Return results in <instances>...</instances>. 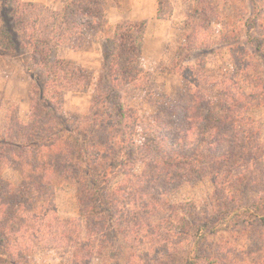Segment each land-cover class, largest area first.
<instances>
[{"label": "rangeland", "instance_id": "rangeland-1", "mask_svg": "<svg viewBox=\"0 0 264 264\" xmlns=\"http://www.w3.org/2000/svg\"><path fill=\"white\" fill-rule=\"evenodd\" d=\"M14 1L34 3L58 12L57 33L58 29L65 27L63 18L68 0H0V40L9 36V27L16 26ZM106 5L108 26L102 30L104 32L87 31L72 47H58L50 55V63L67 60L91 72L93 82L88 90H66L62 93L56 88L42 99L39 87L47 80L46 70L42 67L28 72L24 63L28 57L25 51L16 55L0 52V143L3 140L17 141L19 135H27L25 124L28 123L33 126L28 135L43 131L42 121L46 132H56L57 129L48 128V125L56 124L59 128L56 118L60 116L67 119L70 128L81 125L85 129L87 124L93 126L106 121L110 131L103 130L99 139L112 143V83L107 56L118 25L144 22L146 33L141 67L148 76L139 88L124 84L121 91L123 107L142 110L148 117L160 114L161 119L167 122L164 130L173 137L170 145L175 147L177 154L180 155V149H183L181 155L191 158L190 163L178 170L179 173L156 177V183L151 185V188L162 190L160 201L164 203L153 216V223L161 226L177 204H182V216L195 226L206 222L214 227L218 219L224 223L218 233H211L197 244L195 239L192 241L185 236H182L180 244L177 239L176 253L170 251L173 255L171 260L174 264H182V259L183 264L187 260L188 264H264V222H259L255 216L250 217L253 212H240L243 205H252L264 191V59L255 51L256 45L264 42V2L108 0ZM90 19L82 17L80 20L88 24ZM99 23L103 28L104 24ZM230 96L242 104L235 103L237 106L234 107ZM46 101L55 104L58 111L52 112ZM213 106L217 109L210 112ZM233 107L234 114L230 110ZM216 114L223 117V122L218 130L212 132L213 136L208 135L211 143L216 142L213 147H203L207 152L204 160L201 138L206 127L215 125ZM125 121L130 122L129 119ZM240 127L247 134L249 145L243 144L239 138L235 141ZM120 131L127 135L130 145L128 130L121 126ZM72 140L69 141L68 152L78 159L74 154L77 153L75 141ZM144 142L145 134L139 132L135 146ZM241 145L247 147L246 152L240 149ZM10 148L17 156L22 153L18 148ZM10 148L3 147L5 156L13 153ZM252 149L261 152L258 159H251ZM127 150L125 148L124 151ZM135 152V157H126L122 163L119 159L121 165L112 172L114 176H110V192L122 185L137 184L141 181L138 177L148 174L149 170L154 171L149 160ZM237 152H242L244 158H236L234 164L230 160ZM34 154L35 150L25 153L29 161L20 164L22 168L29 162L34 163L31 158ZM100 155L106 156L103 152ZM1 168L4 178L14 185L26 183L28 173L11 171L4 165ZM85 169L83 166L78 172L68 168L70 176L55 182L54 200L61 219L80 218V206L87 197L79 177L84 178ZM244 177H247L244 193H228L232 185L236 186ZM0 197L5 199L2 193ZM170 205L173 207L169 208ZM230 221L237 224L229 227L226 223ZM80 226L84 237L86 229L81 223ZM166 229L174 228L168 224ZM172 230L168 236L173 237ZM165 235L167 233L159 241L168 238ZM144 241L147 242L145 238ZM147 249L148 245L146 251H149ZM64 250L39 245L28 253V264L64 263L67 260ZM165 258V261L169 260L168 256ZM89 264H104V261L94 258Z\"/></svg>", "mask_w": 264, "mask_h": 264}, {"label": "trees", "instance_id": "trees-1", "mask_svg": "<svg viewBox=\"0 0 264 264\" xmlns=\"http://www.w3.org/2000/svg\"><path fill=\"white\" fill-rule=\"evenodd\" d=\"M10 1L13 0H8ZM68 1L63 18L65 27L58 29V33L56 30L59 22L57 19L60 16L58 12L34 3L22 4L14 1L16 26L9 27L7 31L9 36L0 40V52L5 55H16L24 51L28 54L24 60L28 72L42 67L46 70L47 80L43 82L41 88L39 87L42 99H45L47 93L52 92L51 89L57 88L62 93L66 90L83 92L89 89L93 82L91 72L67 60L50 63V55L58 47L73 46L77 38L87 31L104 32L102 30L108 26L106 20L108 0ZM82 17L91 18V22L83 23L80 20ZM99 22L104 24L103 28ZM145 33L144 22L118 25L111 41L112 48L106 64L112 83V143L99 139L103 130L110 131L106 121L93 126L87 124L85 129L81 128V125L70 128L67 119L61 116L56 118L60 123L59 128L56 124L48 125V128L57 129L56 132H46L44 130L46 125L42 121L43 131L37 132V135H28V132L33 131L31 128L33 126L28 123L25 124L27 135H19L17 137L19 142L3 140L0 143V196L1 193L5 196V199L0 197V264H28V253L36 250L39 245L65 249L67 260L60 264H89L94 258L102 259L104 264L107 262L174 264L170 251L176 253L177 239L180 244L183 242L182 236H185L192 241L195 239L197 244L198 241H204L211 233H218L224 227L220 219L216 221L214 227H210L211 225L206 222L200 226L188 223L181 213L182 204L168 206L173 207V213L163 222V226H156L153 223V216L164 203L160 201L162 190L151 188V185L156 183V177L179 173L178 170H182V166L190 163L191 158L181 155L183 149H180V155L177 154L175 147L170 145L173 137L164 130V124L167 125V122L161 119L160 114L148 117L142 110H126L123 107L121 91L124 84L139 88L142 82L147 80L148 75L141 67ZM255 51L264 59V42L256 45ZM231 102L234 107L242 104L236 101L235 97ZM47 103L52 112L58 111L55 104ZM234 107L230 109L232 114L235 112ZM214 108L216 107L213 106L210 112L214 111ZM125 119H129L130 122ZM221 122L223 117L216 114L215 125L206 127L203 131L200 148L204 160L207 146L213 147L216 142L211 143L208 135L213 136ZM121 126L130 134V145L127 143L129 140L127 135L120 131ZM139 132L145 134V142L137 147L135 137ZM70 133L73 134L72 137L68 136ZM246 135L240 127L236 132L235 141L239 138V141H244L243 144L249 145V142H246L248 139ZM70 139L75 141L77 153L74 154L79 157L78 159L71 157L68 152ZM204 146L206 148L203 149ZM3 147L18 148L22 153L17 156L14 149L10 148L13 153L5 156ZM125 148L129 150L124 151ZM133 149L149 160L154 171L149 170L148 174L138 177L141 181L137 184L122 185L110 192V176H114L112 172L121 165L118 162L120 158L122 163L126 157H135L136 152ZM240 149L246 152L247 147L241 145ZM30 150H35L34 156H31L34 163L29 162L22 168L21 165L29 161L25 153L29 154ZM255 150L250 151L252 160L258 159L261 155L259 150L257 152ZM101 152L106 156H101ZM236 158L242 159L244 154L237 152L230 161L235 164ZM219 160H222V157ZM3 165L11 171L21 170L24 175L28 173L26 183L16 186L4 178L1 173ZM83 166L86 168L84 178L79 177V181L87 198L80 206V218L61 219L54 200L55 182L70 176L68 168L81 172ZM246 180L247 177L240 178V183L232 185L228 193L233 195L244 193ZM145 184L146 186L142 187ZM147 186L150 189H147ZM233 195L231 196L234 198ZM240 212L244 214L253 212L250 217L255 216L259 222H264V191L259 193V198L252 205H243ZM244 214H242L244 218H247ZM80 223L86 229L84 237ZM168 224L174 229L165 230ZM226 224L233 227L237 222L230 221ZM171 230L173 237L168 236ZM164 233H167L165 236L168 238L159 241ZM147 245L149 251H146ZM165 256H168L169 260L165 261ZM188 263L189 260L186 264Z\"/></svg>", "mask_w": 264, "mask_h": 264}]
</instances>
